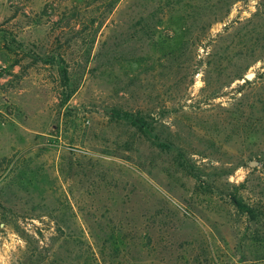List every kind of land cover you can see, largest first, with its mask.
Here are the masks:
<instances>
[{"label":"rangeland","instance_id":"374dc122","mask_svg":"<svg viewBox=\"0 0 264 264\" xmlns=\"http://www.w3.org/2000/svg\"><path fill=\"white\" fill-rule=\"evenodd\" d=\"M0 264H264V0H0Z\"/></svg>","mask_w":264,"mask_h":264},{"label":"trees","instance_id":"16d2710c","mask_svg":"<svg viewBox=\"0 0 264 264\" xmlns=\"http://www.w3.org/2000/svg\"><path fill=\"white\" fill-rule=\"evenodd\" d=\"M115 116L117 118H125V119H131L132 120V116L130 114H128L127 112H116Z\"/></svg>","mask_w":264,"mask_h":264},{"label":"water","instance_id":"95a60500","mask_svg":"<svg viewBox=\"0 0 264 264\" xmlns=\"http://www.w3.org/2000/svg\"><path fill=\"white\" fill-rule=\"evenodd\" d=\"M250 77H251V75H247V76H246L247 79L250 78Z\"/></svg>","mask_w":264,"mask_h":264}]
</instances>
